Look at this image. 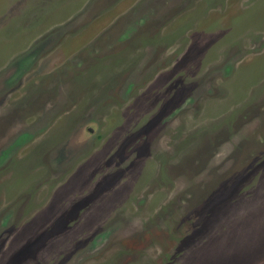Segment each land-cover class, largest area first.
<instances>
[{"label": "rangeland", "instance_id": "374dc122", "mask_svg": "<svg viewBox=\"0 0 264 264\" xmlns=\"http://www.w3.org/2000/svg\"><path fill=\"white\" fill-rule=\"evenodd\" d=\"M0 264H264V0H0Z\"/></svg>", "mask_w": 264, "mask_h": 264}]
</instances>
